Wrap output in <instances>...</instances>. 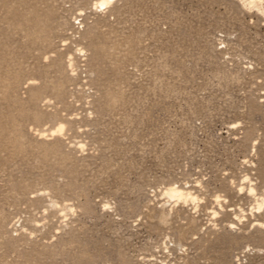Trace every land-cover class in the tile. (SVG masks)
<instances>
[{
    "label": "rangeland",
    "instance_id": "374dc122",
    "mask_svg": "<svg viewBox=\"0 0 264 264\" xmlns=\"http://www.w3.org/2000/svg\"><path fill=\"white\" fill-rule=\"evenodd\" d=\"M0 264H264V0H0Z\"/></svg>",
    "mask_w": 264,
    "mask_h": 264
},
{
    "label": "bare ground",
    "instance_id": "6f19581e",
    "mask_svg": "<svg viewBox=\"0 0 264 264\" xmlns=\"http://www.w3.org/2000/svg\"><path fill=\"white\" fill-rule=\"evenodd\" d=\"M105 1H109V0H103V2H104V4H105ZM243 1V0H242ZM178 194H173V193H171L170 195H169V198L170 197H175V196H177ZM177 198V197H176ZM161 220H165L164 218H162V216H161Z\"/></svg>",
    "mask_w": 264,
    "mask_h": 264
}]
</instances>
